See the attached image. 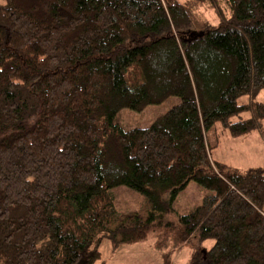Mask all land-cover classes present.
Listing matches in <instances>:
<instances>
[{
  "label": "trees",
  "instance_id": "trees-1",
  "mask_svg": "<svg viewBox=\"0 0 264 264\" xmlns=\"http://www.w3.org/2000/svg\"><path fill=\"white\" fill-rule=\"evenodd\" d=\"M194 1L217 21L181 0H0V264H93L150 231L167 264L187 244L186 264H264V169H224L207 139L264 136V0ZM170 96L147 127L116 122ZM192 181L210 192L179 214ZM122 185L145 217L119 222Z\"/></svg>",
  "mask_w": 264,
  "mask_h": 264
},
{
  "label": "rangeland",
  "instance_id": "rangeland-1",
  "mask_svg": "<svg viewBox=\"0 0 264 264\" xmlns=\"http://www.w3.org/2000/svg\"><path fill=\"white\" fill-rule=\"evenodd\" d=\"M192 4L195 18L211 22L217 21L212 9L207 4H197L194 0H181ZM194 29H197L193 27ZM264 96V91L261 92ZM247 98V97H245ZM244 98L241 97V102ZM180 103V98L170 96L159 104L147 105L140 110L129 108L121 109L116 115V122L125 129L149 126L157 117L166 113L170 108ZM244 113L243 117H249ZM236 116L231 117L236 121ZM264 129V121H263ZM207 139L212 147L211 157L224 169L246 171L251 168L264 169V136L258 131H252L244 135H234L219 122H216L208 131ZM114 197L116 210L119 212V222L127 216L138 214L145 217L149 204L146 198L139 192L127 187L118 186L111 190ZM210 191L189 182L185 189L180 191L173 202V208L179 214H187L200 204L203 196ZM264 212V205L262 208ZM156 232L150 231L140 241L122 243L117 246L107 239L100 245V258L93 264H167L165 253L168 248L159 249L155 244ZM213 244L212 239H207L203 245L205 249ZM192 246L187 244L170 253L171 264H186L190 258Z\"/></svg>",
  "mask_w": 264,
  "mask_h": 264
}]
</instances>
